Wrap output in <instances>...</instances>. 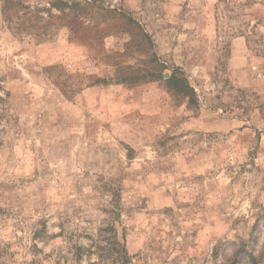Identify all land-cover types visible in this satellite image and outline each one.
I'll return each mask as SVG.
<instances>
[{"label": "rangeland", "instance_id": "1", "mask_svg": "<svg viewBox=\"0 0 264 264\" xmlns=\"http://www.w3.org/2000/svg\"><path fill=\"white\" fill-rule=\"evenodd\" d=\"M0 264H264V0H0Z\"/></svg>", "mask_w": 264, "mask_h": 264}, {"label": "trees", "instance_id": "2", "mask_svg": "<svg viewBox=\"0 0 264 264\" xmlns=\"http://www.w3.org/2000/svg\"><path fill=\"white\" fill-rule=\"evenodd\" d=\"M142 77L144 78V76ZM168 82L178 91V94L189 96L191 98V95L193 94L192 89L183 83V80L177 76V73L173 72V74L168 78Z\"/></svg>", "mask_w": 264, "mask_h": 264}]
</instances>
